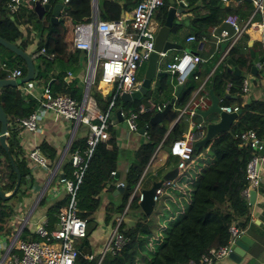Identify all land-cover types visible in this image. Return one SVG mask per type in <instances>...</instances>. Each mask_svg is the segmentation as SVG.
I'll use <instances>...</instances> for the list:
<instances>
[{
  "label": "trees",
  "instance_id": "1",
  "mask_svg": "<svg viewBox=\"0 0 264 264\" xmlns=\"http://www.w3.org/2000/svg\"><path fill=\"white\" fill-rule=\"evenodd\" d=\"M7 0H0V37L13 43L20 33L11 30L13 24L19 25L26 23L29 26L38 24L37 18L31 9L27 7H18L15 13L8 14L5 3ZM59 0H46L49 6L55 5ZM119 1L122 3L120 4ZM137 0H97V11L99 18L103 20L117 19L121 17V13L128 12ZM184 7L190 13L189 17L176 20L169 28L168 40H172L180 46L185 44V37L194 36L192 51L199 55L202 49L199 48L201 37L214 42L220 29L224 27L222 19L228 14H236L239 19L245 20L251 13V2L245 0L221 2L220 0H185ZM167 0H165L162 13L163 23L167 12ZM71 28L78 22H86L89 20L91 11L90 0H69L63 6ZM46 15L48 13H45ZM9 15L12 19H9ZM258 19V17H257ZM56 25L42 27L36 47L31 53V58L45 59L47 55L52 53L49 44L57 40L53 36ZM186 29L184 36L180 37L179 33ZM243 37V38H242ZM242 38V47L238 41ZM248 36L243 33L237 43L227 52L224 59L218 60V55L207 59L188 75L181 91L175 97L173 108L165 114L163 119L154 124H149V118L152 111H145L137 115V126L145 128L147 139L134 152L133 162L129 164L122 181V191L118 193L120 203L114 206L112 203L105 207L104 222L109 221L114 224V219H110L111 211L120 214L127 205L126 211L138 212V219L132 225L126 227L120 223L118 229L121 234L128 238L127 243L115 254L105 253L99 260V254L91 255L88 246V231L86 227V236L82 240L78 254L74 264H198L200 255L207 253L212 248H217L225 244L229 238L228 227L234 223L239 230H243L248 218L249 204L247 197L242 194L247 181L245 179V164L249 159V149L247 147L238 146V135L245 130L253 129L259 140L264 141V103L258 100L241 98L239 89L242 79L247 73L252 72L251 67L254 66L253 60L261 63V69H256L258 73L264 72V52L261 45L264 46V38L262 43L253 42L251 49L254 51L256 45L259 46L258 55L251 58L248 53L246 41ZM20 48V45L17 46ZM217 53L221 49V43L218 44ZM75 50V49H73ZM74 55L78 54V50L73 51ZM46 55V56H45ZM45 57V58H44ZM1 64L7 68L19 65L20 58L11 51L0 45ZM32 59V60H33ZM232 61L234 66L240 71L239 75H234L228 71L229 62ZM22 61V60H21ZM43 66H37L35 78H45L48 71L49 62L43 61ZM22 74L25 73V66L21 67ZM210 73V74H209ZM193 75L197 79H193ZM208 75V76H207ZM6 73L0 70V79L5 78ZM207 76L204 82L205 90L211 91L212 95L217 99L219 106L240 105V114L235 121L232 122L228 131L217 134L209 142L205 143L201 148H194L191 156L197 155L200 150L207 148V155L211 158L208 164L204 166L198 174L192 178L189 192V202L181 213L174 220L168 221L167 226L160 229L157 221L150 220L149 216H145L138 205V193L134 192L131 199L128 198L133 192L145 166L155 151L157 145L160 147L167 146L173 140L181 136L178 123H174L170 128L169 124L175 117V109L183 106L188 100L190 93L199 85V83ZM58 78V77H57ZM60 87L61 78L58 79ZM75 81L72 82L68 89L64 90L66 95L79 98V92L74 87ZM172 84L169 82L167 74L161 73L157 77L153 88L147 90L145 95L139 99L124 102L121 105L124 111H137V108L143 102L154 97L155 104L160 106L167 103L171 99ZM50 89V88H49ZM90 96L100 108L104 110L111 91L102 94L91 86ZM53 94L54 89L51 90ZM115 105V103H114ZM113 105V106H114ZM0 106L6 116L7 123L15 117H24L28 115L36 106V101L29 98L23 101L20 93L10 86L0 88ZM105 106V107H104ZM7 136L5 142L8 152L5 153L0 147V159L8 158L15 164L20 175L17 190L6 200L0 199V232L8 231L10 218L15 214L14 207L10 205L9 200L16 198L21 200L27 196V190L32 184L29 177V168L22 157L19 146L17 144L16 135L18 130L7 124ZM85 139L83 137L72 140L68 152L70 154L78 150L81 155L85 150ZM110 142V139H108ZM107 141L96 144L89 159L87 160L85 170L81 176V180L77 186L74 200L77 208V215L86 220L87 224L92 223L93 213L99 204L98 194L105 189L112 192L115 187L109 182L115 181V173L117 166V154L114 147L106 148ZM40 148L44 156H47L50 165L56 160L55 150L48 145L41 144ZM167 164L172 163L176 166L177 161L170 160ZM63 178L70 176L74 168L71 164L63 163ZM9 183L0 186V190L8 193L12 190L15 182V173L12 171L9 162ZM68 171V174H66ZM111 172H114L111 175ZM70 181L74 182L71 175ZM69 199V194L65 193L59 200H55L44 209V216L47 220L46 230L51 231L55 223H57V215L59 210L64 207ZM128 202V203H127ZM45 203V197L42 195L38 201L37 207ZM163 208H160L161 211ZM125 211V214H126ZM240 223V224H238ZM160 236L153 238L158 232ZM35 236V235H34ZM25 237V235H21ZM34 239H37L36 236ZM154 247V248H153ZM90 256V257H89Z\"/></svg>",
  "mask_w": 264,
  "mask_h": 264
},
{
  "label": "built area",
  "instance_id": "2",
  "mask_svg": "<svg viewBox=\"0 0 264 264\" xmlns=\"http://www.w3.org/2000/svg\"><path fill=\"white\" fill-rule=\"evenodd\" d=\"M21 1L7 0L5 7L8 14L15 13ZM32 1L34 0H27L28 3ZM68 1L60 0V3L64 6ZM172 1L174 5L185 4V0ZM220 1L227 2L229 0ZM39 2L40 4H45L46 0H39ZM250 2L252 10L245 20L239 19L236 14H228L222 19L224 27L220 29L214 40L216 46L220 43L223 44L219 51L218 62L225 58L227 52L237 43L243 33L247 34L251 30L253 33L256 32L260 35L264 31V0H250ZM164 3L165 0H137L127 14L117 19L103 20L99 18L97 10L94 11L92 9V0H90L91 11L89 20L74 24L71 36L73 49L83 51L87 59L85 87L79 101L66 94H52L49 88L44 86L38 88L34 81L16 85L20 96L26 100L29 98L34 99L36 106L24 117H13L7 123L10 127L18 131L38 132L41 120L48 113H52L62 120L70 122L74 131L78 125L85 126L86 139L83 155L78 150H75L69 156L70 164L74 168L72 172L74 182L65 178L57 180L60 187L63 186L65 189V193L69 194V199L67 204L59 210L56 229L47 231L46 219L42 217L35 223L33 228V234L38 239H29L27 238L28 236L21 239L20 236L25 235L23 233L24 226L28 223L33 208L28 210L24 217L13 215L9 220L8 231L0 232V264H74L80 243L86 236L87 226L86 220L77 215L74 200L77 186L85 170L87 160L96 144L99 142L105 143L109 139L108 128L115 119L112 109L116 99L122 93H131L139 88V82L136 80L137 70L146 62L153 49V39L156 31V27L150 23V18L154 10L162 7ZM64 14L65 11L62 12V15ZM205 40L207 39L201 37L198 43L201 45ZM185 41H194V36L188 35ZM260 43H262V40ZM158 55L163 57L165 53L160 52ZM206 60V58L200 57L195 53L185 51L178 58L174 57L172 61L168 62L165 70L173 76L174 86H176L185 83L188 75ZM254 67L261 69V63L256 62ZM0 68L7 70L4 64H1ZM97 71L98 75H96ZM20 76L21 70L19 68L9 70V79H15ZM207 76L190 93L185 104L175 109V117L171 123L173 125L181 117L187 120L186 131L179 138L169 143L167 152L169 156L178 159L175 168L180 173L184 172L189 163L192 162L193 142L201 139L204 135L203 123H196L193 118L197 115V111L204 110L207 105L208 93L204 86ZM193 79H197V76L193 75ZM252 81L253 79L249 73L242 79L239 94L242 95L243 99H245ZM93 85L102 94L111 91L110 99L104 110L97 108L88 93L89 87ZM239 106L234 104L232 106L219 107L221 111L226 113H235L240 110ZM163 107L164 104L159 106L147 100L145 104L138 106L136 112L118 109L119 117L125 122L129 131L137 132L139 129L136 119L138 114L145 111H160ZM146 127V124L141 127L143 129L141 135L145 139H147ZM18 134L20 133L18 132ZM237 137L239 140L238 146L247 147L250 154L245 164L247 184L242 191V194L247 197L248 191L256 190L261 182L262 155L259 150L261 148L260 143H264V141L257 138L253 129L242 131ZM16 138H20V136H16ZM159 148L160 145H157L148 163L153 159ZM26 160L36 167L48 168L47 160L39 153L36 147H32L26 153ZM113 174L114 172H111V175ZM138 182L128 201L133 193L137 192L135 188ZM169 183L166 181L162 182L161 186L154 191V203L164 194L162 187L168 186ZM120 186H123L122 182L114 184L115 188ZM137 193L139 201L141 198L140 192ZM126 207L127 205L114 218V224L110 228V232L99 252V260L107 252L115 254L127 243L128 238L121 234L118 229ZM18 223L20 224L18 225ZM228 233L227 242L200 255L198 264H216L227 257L232 243L242 233V230H239L232 223L228 227Z\"/></svg>",
  "mask_w": 264,
  "mask_h": 264
},
{
  "label": "crops",
  "instance_id": "3",
  "mask_svg": "<svg viewBox=\"0 0 264 264\" xmlns=\"http://www.w3.org/2000/svg\"><path fill=\"white\" fill-rule=\"evenodd\" d=\"M59 4L60 0L57 2ZM56 3V4H57ZM121 4L122 2L119 1ZM97 4V0H96ZM167 5L169 6V3L167 2ZM54 6V5H53ZM53 6H50V8L43 13V19H38L36 14L37 21L42 27L47 26L49 23L50 25L55 24L56 26V31L54 30L53 36L57 37V40L52 41L49 44V48L52 49V53L49 55H45V59L41 58H31L32 63L35 67L37 66H43V61L49 62L48 71L46 72V77L45 78H35V76L28 81H34L36 82V87H47L50 88L51 90L54 89L55 94H65L64 90L68 89L69 86H71L72 82L75 81L74 87L78 90L79 92V98L74 99L79 101L82 95V92L84 91L85 87V78H86V69H87V59L86 55L83 51L78 50V54L74 55L73 54V47L71 44V36H72V28L71 24L69 21V27L61 29L59 28L62 22V12L65 11L64 7L59 10V15L58 17L53 21H49L50 17V12L51 8ZM167 6V8H168ZM176 8H178V5H174ZM20 7H27V9H32V6L29 5L27 0H22ZM132 9V8H131ZM130 9V10H131ZM130 10L128 12H130ZM98 12V11H97ZM128 12L121 13L120 15L127 14ZM45 13H48L47 15ZM12 15V14H11ZM9 15V19H12V16ZM65 15L67 13L65 12ZM190 13L187 12V9L183 7L182 11L178 14H175L174 19L176 20H181L186 17H189ZM99 16V14H98ZM69 18V17H68ZM174 21V20H173ZM40 26L38 24L29 26L26 23H20L19 25L13 24L11 26L12 31H16L17 33H20L17 38L14 40V44L16 46L20 45V49H22L25 53H28L31 55L33 52L34 48L36 47V43L39 38V33L41 30ZM186 32V29L183 30V32L179 33V36L182 37L184 36V33ZM248 39L246 41V45L249 47L253 44L255 41H261L264 38V31L262 34H257L256 32L253 33V31H249L247 33ZM186 38V37H185ZM243 38V37H242ZM242 38L238 41L242 47L243 40ZM252 40L250 43L249 41ZM172 41V40H171ZM174 42V41H172ZM176 43V42H174ZM177 44V43H176ZM179 45V44H178ZM192 45L193 41H185V44L180 46L179 49L182 52L190 51L192 50ZM222 46V44H221ZM202 49L201 53L199 54L200 57L209 59L214 57L215 55H219L220 53H217V47L215 43L211 40H205L204 43L201 45L199 44V48ZM259 46L256 45L253 51V55H258L259 51ZM261 50H263V46L261 45ZM180 51H176V53H179ZM264 52V50H263ZM191 53H195L194 50L191 51ZM182 53L178 54L179 56ZM178 55H171V59L168 60V52L165 53L163 57H160L157 62L156 70L160 72H165L167 74L169 82L172 84V92H171V97L175 99L173 96V92L175 90V84H174V78L171 76L166 70V64L170 61L173 60L174 57H179ZM167 59V60H165ZM218 61V60H217ZM253 63H256V59L253 60ZM19 65H16V67L13 68H19L21 70V67L24 65V62L20 60ZM0 65H1V59H0ZM25 66V65H24ZM7 68V67H6ZM13 68H7V70H2L1 71L6 73L5 78L3 79H9L8 78V73L9 70ZM144 68V67H143ZM230 68V66H229ZM144 70V69H143ZM22 71V70H21ZM25 73L22 74L21 76L17 77L15 79L22 78ZM69 74V76H68ZM251 78L253 81L250 84L249 90L247 95L245 96V99L248 101V99L252 100H258L262 101L264 103V74L263 73H258L255 71V73L250 72ZM61 78V85L60 87L58 86V78ZM142 79V78H141ZM157 80V77L153 79V85L155 81ZM24 81V82H28ZM141 81V80H140ZM22 82V83H24ZM18 83L16 85L22 84ZM14 86L12 88H15L17 90V86ZM91 87V86H90ZM89 87V89H90ZM18 91V90H17ZM19 92V91H18ZM52 93V92H51ZM88 93L90 95V91L88 90ZM208 93V92H207ZM53 94V93H52ZM208 95V94H207ZM241 98L242 95L238 94ZM22 98V97H21ZM32 99V98H31ZM243 99V100H245ZM23 101H26V99H23ZM28 100V99H27ZM34 100V99H33ZM146 102H143L142 104H145ZM153 103V102H152ZM168 103V102H167ZM174 103V100H173ZM155 104V103H154ZM166 103H164L165 105ZM96 105V103H95ZM159 105V104H155ZM210 105V100H209V95L207 97V105L205 109ZM97 106V105H96ZM160 106V105H159ZM105 107V106H104ZM35 108V107H34ZM97 108L100 110V108L97 106ZM173 108V104H172ZM171 108V109H172ZM122 109L123 108H117ZM204 109V110H205ZM112 111L113 114L115 115V111ZM153 113L155 111H152ZM169 112V111H168ZM152 113V114H153ZM199 116L198 114L194 116ZM200 117V116H199ZM193 118V119H194ZM184 120L187 122L186 118ZM203 122H198V123H204V120L202 119ZM172 123V122H171ZM171 123L169 124V128L172 126ZM178 123V122H177ZM181 135L186 131L187 129V123L186 125L182 123L181 125L178 126ZM80 128V132L76 134L75 132ZM86 127L83 125H78L76 127V130L74 131L73 135L72 133V124L70 122L64 121L61 118L53 115L52 113H48L40 123V130L38 132H26V131H18L20 134L17 133L16 136H20V138H17V144L19 146L20 152L22 154V157L24 158L26 162V166L29 168V177L32 180V184L29 186V190H27V196L22 197L20 201V207L16 208V211L20 212L21 210H25L27 208V211L32 209L35 201L36 204L33 207V212L36 210V219L33 222L34 225L35 223L38 222L40 218H45L44 216V209L50 205L52 202L55 200H59L64 194H65V189L60 187V184H57V180L60 178V175L63 174V170H65L62 167L63 163L70 164L69 162V152L68 148L72 140H75L76 138L83 137L85 135ZM108 134H109V139L110 142L106 143V148H111L114 147L116 149V154H117V166H116V173H115V181L113 180L112 182H109L114 186L116 182H122L124 174L126 172L127 167L129 166L130 163L133 162L134 158V152L135 150L145 142V138L137 132H132L127 129L125 125H122L120 122H118V119L115 116L114 121L110 124L108 128ZM72 137L70 138V136ZM70 138L69 145L68 141ZM198 141V140H195ZM194 141V142H195ZM193 142V143H194ZM6 143V142H5ZM41 144H45L50 146L55 150L56 154V160L53 165L49 164V160L47 156L43 155V152L40 148ZM67 146V148H66ZM32 147H36L39 151V153L47 160L48 163V168L47 169H42L39 167L34 166L31 162L26 160V153L32 149ZM164 147H160L153 159L148 163V165L145 166L140 178L137 187L135 188L137 192H140L142 189H148L151 187L153 182H156L161 179V176L174 168L175 166H171L167 164V161L169 160V155L167 152L164 150ZM201 148V147H200ZM66 149V150H65ZM207 153V148H205L203 151L199 152L197 155L192 156V162L189 163L188 167L184 172H182V176L185 177L186 181L183 183H178L177 182V177L181 174L179 171L177 172L175 178L170 181L168 187L166 188L164 194L159 198L162 202L161 206L163 209L170 210L172 209L171 215H168L166 219H169L172 217H176L179 213L183 211V205L185 202H189V192H190V184L192 181V178H194L198 172L208 164V161L211 160L210 157L206 156ZM262 155V162H261V182L259 186L255 190V197L253 200V203L249 205V213H248V218L245 223L244 229L242 230V233L246 234L250 239H252V244L248 248V250L245 252L243 257H241L240 261L238 263H234L231 260H226L222 259L220 262L216 264H264V151L261 154ZM61 157L60 163L54 170V167L56 165L57 159ZM170 160L177 161L178 159L176 157H170ZM53 173V174H52ZM71 175L73 176V173L70 171ZM66 174H68V171H66ZM70 176H66V179L70 180ZM63 177V176H62ZM9 183V168H8V162L6 161L5 158L0 159V186H5ZM53 190V191H52ZM115 190V189H114ZM9 193V192H8ZM5 193V194H8ZM44 195L45 197V203L37 207L38 201L40 197L38 198V201L36 200L37 196ZM99 198V204L97 206V209L93 213V218H95L98 221L99 224V219L102 220V225L103 229L98 226L99 229V234H98V239L96 241H93L92 236H88V246H89V251L91 255H97L99 254L100 250L103 247V244L108 236L109 229L108 231L105 230V227L108 225L105 224L104 222V209L107 207L109 204L112 203L115 207L120 203V196L118 193L115 195L112 192H108L105 189H103L100 194H98ZM248 201V198H247ZM157 202V201H156ZM155 202V203H156ZM174 205L173 208L171 206ZM28 206V207H27ZM23 208V209H22ZM125 208V207H124ZM123 208V210H124ZM122 210V211H123ZM31 214V215H32ZM97 214V215H96ZM16 215V214H14ZM119 214L116 212L111 211L109 213V216L111 217L110 219H114L116 216ZM127 221L128 223H131L132 219L129 218L128 216H123L121 223L124 224V222ZM47 222V220H46ZM164 220L162 221L163 224ZM133 223V222H132ZM131 223V224H132ZM105 224V225H104ZM108 224L112 223L109 221ZM9 225V224H8ZM47 225V224H46ZM101 225V226H102ZM57 223H55V226L52 230L56 229ZM29 231V229H28ZM26 229H24L23 233H25V236H27L29 233ZM33 232V231H30ZM107 232V233H106ZM158 232V231H157ZM160 236V233H157ZM157 234L153 237L155 238ZM35 234H33L34 236ZM36 236V235H35ZM38 239V237L36 236ZM81 245V243H80Z\"/></svg>",
  "mask_w": 264,
  "mask_h": 264
},
{
  "label": "water",
  "instance_id": "4",
  "mask_svg": "<svg viewBox=\"0 0 264 264\" xmlns=\"http://www.w3.org/2000/svg\"><path fill=\"white\" fill-rule=\"evenodd\" d=\"M232 1H240V0H232ZM247 2H250V0H245ZM169 3V6L167 8V12L165 15V18L163 20V23L156 29L155 36L153 39V49L150 52L146 62L145 67L142 74V79L139 82V88L137 91L131 92V93H122L119 95V99L121 102H128L131 100L139 99L143 97L147 90H150L153 88V79L160 76L162 72L156 70L158 59L160 58L158 53L163 52L166 53L167 50L170 49H177L179 48V45L168 40V34H169V28L171 27V24L174 20L175 14H178L182 11L184 5L180 3L178 5V8L173 6L172 0H167ZM29 5L32 6L33 12L36 14L38 19H43V13L44 11L48 10L50 8L49 4H40L39 0H34L32 2H29ZM63 8L61 4L57 3L51 8L49 21L53 22L59 15V10ZM92 9L95 11L97 10V4L96 0H92ZM250 43L252 40L249 41ZM0 45L4 47L5 49L11 51L14 55L18 56L25 65V74L22 78L19 79H0V88L2 87H14L18 83H22L24 81L31 80L35 76V67L32 63L31 55L28 53H25L22 49L18 48L15 44L3 39L0 37ZM223 47V44L221 48ZM248 53L249 56L253 57V51L251 49V46L248 47ZM230 64V68L228 69L229 72H231L234 75H239L240 71L234 66L233 62L228 60ZM252 73H255L254 66L251 67ZM184 83L178 84L175 86V90L173 92V96L176 97L179 92L181 91ZM210 105L205 110H199L197 111V114L204 120L203 126H204V135L201 139L198 141H195L193 143L194 148H200L203 147L205 143L209 142L213 137H215L217 134L228 131L230 125L233 121L237 118V116L240 114V110L237 112H231L226 113L224 111L220 110V107L218 105L217 99L212 95L211 91H208ZM174 98L169 99L168 103L164 105V107L160 111H155L151 117L149 118V124L154 125L158 122H160L165 114L171 110L172 104H173ZM115 116L118 119V122H120L122 125H125V122L122 121L121 117H119V110L115 111ZM6 128H7V119L6 116L0 106V147L4 150L5 153L8 152L7 145L5 143L6 138ZM143 129L139 128L138 133L142 134ZM74 133V128H72V135ZM70 136V138L72 137ZM70 138L68 141L67 146L69 145ZM261 148L259 150V153H263L264 151V143H260ZM66 146V148H67ZM168 146L169 144L164 147V150L168 152ZM66 150V149H65ZM61 157L57 159L56 165L54 167V170L60 163ZM71 160L69 159V162ZM9 165L12 169V171L15 173V182L13 185L12 190L5 194L3 191L0 190V199L6 200L9 196H11L16 190L19 185L20 175L18 173V170L13 163L11 159L8 158ZM177 174V169L174 167L171 170L165 172L161 179L153 182L151 187L148 189H142L140 190V200L138 201L139 208L141 212L145 216H149L152 207L155 204L153 201L154 191L161 186V183L166 181L170 182L172 181ZM60 178H63L62 175H60ZM122 191V186L115 188L113 190V194L120 193ZM41 193L37 196L36 200L40 197ZM255 197V190H249L248 191V204L251 205L253 203ZM36 201L33 205L35 206ZM32 207V208H33ZM240 224V223H238ZM237 226V225H236ZM252 239H250L246 234L240 233V235L234 240L230 247V252L227 255V258L231 260L234 263H238L245 254V252L248 250V248L252 244Z\"/></svg>",
  "mask_w": 264,
  "mask_h": 264
},
{
  "label": "rangeland",
  "instance_id": "5",
  "mask_svg": "<svg viewBox=\"0 0 264 264\" xmlns=\"http://www.w3.org/2000/svg\"><path fill=\"white\" fill-rule=\"evenodd\" d=\"M162 13H163V7H158V8H156L155 10H154V12L152 13V16H151V18H150V23H152V25H154L155 27H156V29L160 26V22H161V20H162ZM62 22H63V24H61V25H59L60 27L59 28H61V29H64V28H68L69 27V18H68V16L67 15H63L62 16ZM181 32H183V30L181 31ZM176 51H180L179 49H170V50H167L166 52H168V60L169 59H171V55H173V54H175V55H178V54H180V52L181 53H183L182 51H180L179 53H176ZM187 51V50H186ZM191 49H190V53H191ZM179 56V55H178ZM165 60H167V59H165ZM143 67H145V63L143 64V65H141L139 68H138V70H137V74H136V80L138 81V82H140V80H141V78H142V74H143ZM96 75H98V71L96 72ZM151 99H149V100H151V101H153L154 102V97H150ZM124 102H121L120 101V99H119V97L116 99V101H115V105H114V107H113V109H112V111H114V110H116L117 108H121V105L123 104ZM196 123L197 122H203L202 121V118L201 117H199V116H196L194 119H193ZM182 123H184L185 125H186V121L184 120V117H181V119L178 121V125H181ZM80 132V128L75 132L76 134H78ZM200 151H202V150H200ZM206 156L207 157H209L208 155H207V153H206ZM170 165L172 166V163H170ZM177 179V182L178 183H183V182H185L186 181V179H185V177H183L182 176V173L176 178ZM58 184V183H57ZM168 186H163L162 188H163V191L165 192V190H166V188H167ZM53 191V190H52ZM20 201L21 200H18V199H14V198H12V199H10L9 200V203H10V205H12V207H14V208H17V207H20ZM161 204H162V202H161V200L159 199L154 205H153V207H152V211H151V213H150V215H149V219L150 220H154V221H157V223L160 225V227L161 228H159V230L160 229H163L165 226H167V224H168V221H170V220H174V217H172V219L171 218H169V219H166L167 217H168V215H171V213H172V209H168V210H166V209H162L161 211L159 210L160 208H162V206H161ZM163 205V204H162ZM186 206H187V202H185L184 203V205H183V210H185V208H186ZM28 207V206H27ZM174 207V205H172L171 206V208H173ZM23 209V208H22ZM14 212H15V214L18 216V217H24V215L26 214V212H27V208L25 209V210H21L20 212H17L16 211V209H14ZM97 215V214H96ZM125 216H128L129 218H131L132 219V221H131V223L132 222H134V221H136L137 219H138V217H139V215H138V212L136 211V212H131V211H126V214H125ZM35 219H36V210L33 212V214L30 216V218H29V220H28V223L24 226V228L28 231V229H29V231H28V237L27 238H29V239H34L35 238V236H33V232H30V231H33V228H34V221H35ZM164 220V222H163V224H162V221ZM131 223H128L127 221H125L124 222V226H126V227H128V226H130V225H132ZM20 223H18V225H19ZM105 224H107L108 226L107 227H105V230L106 231H108V229H109V232H110V228L113 226V225H111V224H108V223H105ZM104 224V225H105ZM17 225V226H18ZM102 225V220L101 219H99V224H98V221L94 218L93 220H92V223H88L87 224V231H88V234H89V236H92V238H93V241H96L97 239H98V234H99V229L100 228H104L103 227V225ZM98 226H100V228L98 227ZM107 233V232H106ZM158 233H160V232H158ZM162 235V234H161ZM161 235H160V237H161ZM157 236H159L158 234H157ZM20 238L22 239V237L20 236ZM82 244V243H81ZM80 247H81V245H80ZM154 248V247H153ZM223 259H226V260H229L227 257L226 258H223Z\"/></svg>",
  "mask_w": 264,
  "mask_h": 264
}]
</instances>
